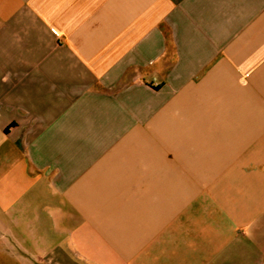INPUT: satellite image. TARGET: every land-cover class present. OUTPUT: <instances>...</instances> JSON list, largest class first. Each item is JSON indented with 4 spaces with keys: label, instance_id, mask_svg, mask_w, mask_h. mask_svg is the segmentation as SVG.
Masks as SVG:
<instances>
[{
    "label": "crops",
    "instance_id": "1",
    "mask_svg": "<svg viewBox=\"0 0 264 264\" xmlns=\"http://www.w3.org/2000/svg\"><path fill=\"white\" fill-rule=\"evenodd\" d=\"M0 261L264 264V0H0Z\"/></svg>",
    "mask_w": 264,
    "mask_h": 264
},
{
    "label": "rangeland",
    "instance_id": "2",
    "mask_svg": "<svg viewBox=\"0 0 264 264\" xmlns=\"http://www.w3.org/2000/svg\"><path fill=\"white\" fill-rule=\"evenodd\" d=\"M27 264H34V262H26ZM0 264H18L17 262H2L0 261Z\"/></svg>",
    "mask_w": 264,
    "mask_h": 264
}]
</instances>
